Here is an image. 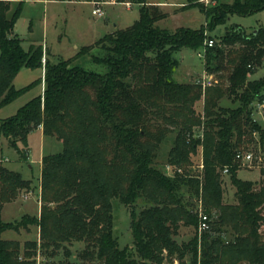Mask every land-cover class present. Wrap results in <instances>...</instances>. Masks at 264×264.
Instances as JSON below:
<instances>
[{"label":"trees","instance_id":"obj_1","mask_svg":"<svg viewBox=\"0 0 264 264\" xmlns=\"http://www.w3.org/2000/svg\"><path fill=\"white\" fill-rule=\"evenodd\" d=\"M116 1L138 4L140 17L106 35L101 53L91 54L107 68L99 74L72 58L54 61L41 44L26 49L15 32L25 0L15 7L0 0V108L29 89L15 86L21 70H43L46 58L43 94L0 119V138L22 160L21 146L27 148L30 134L40 127L45 137L63 146L43 156L39 185L0 164V264H39L38 256L40 264H72L53 259L60 251L70 258L68 245L74 243H85L81 264H264V181L258 187L239 178L245 165L236 159L251 150L256 135L264 141V126L254 116L255 104L264 103V75L250 79L264 66V28L248 34L233 24L221 40L210 34L233 15L264 10V0L199 7L207 28L175 31L157 26L166 18L158 5ZM211 39L214 45L208 46ZM184 48L203 51L216 84L204 89L199 83L175 81L176 53ZM84 55L78 52L77 58ZM226 96L238 106H221ZM172 134L161 164L160 148ZM199 148L196 168L192 158ZM225 168L235 188L233 202L224 199ZM38 188L39 217L3 221L6 204ZM115 201L130 208L133 243L123 248L115 234ZM139 203L144 204L141 210ZM201 209L209 228L199 234ZM29 225L39 227L40 241L22 244L2 237ZM191 228L194 236L179 242L177 237Z\"/></svg>","mask_w":264,"mask_h":264},{"label":"rangeland","instance_id":"obj_2","mask_svg":"<svg viewBox=\"0 0 264 264\" xmlns=\"http://www.w3.org/2000/svg\"><path fill=\"white\" fill-rule=\"evenodd\" d=\"M104 1L98 5L104 11V16L99 17L94 14L97 6L86 0H39L37 2L27 0L16 23L15 32L23 40V45L26 49L32 44L48 45L50 49L47 48V50L53 55L52 59L54 61L59 58H72L73 60L75 59L74 63L83 69L104 74L107 72V68L104 65L95 63L91 54L98 55L101 53L102 40L106 35L117 29L130 27L140 17V6L138 4H132L131 8H128L124 5L125 3L120 4L116 0ZM149 1L168 3L167 6H159L160 11L166 15V18L159 21L157 26L169 31H175L182 27L191 29L207 28L208 21L200 8H210L222 3L232 4L235 0H210L208 4L202 0L192 3H189L188 0ZM17 4L18 2H12V7ZM233 24L242 25L247 33L251 34L259 28H264V10L249 16L233 15L226 25L217 27L210 34L216 40H221L226 34L227 28ZM81 51L87 52L88 55L77 58L78 52ZM199 52L203 53L202 50L195 51L184 48L176 53L180 65L174 74L175 81L180 83H199L208 77L216 84L218 78L214 74L208 73L205 67V56L200 57ZM43 65V70L28 68L21 70L20 77L15 83L16 88L20 89L29 85L30 87L16 100L3 107L0 111V117L14 115L31 98L42 93L44 80L41 83V79L43 77L42 72H45V64L43 63ZM263 75L264 66H259L256 69V73L250 76V79L260 78ZM238 104V102H233L232 98L228 96L224 97L220 102V105L224 107H236ZM203 106L204 102L202 100L197 105L198 112L203 110ZM254 110L255 118L259 119L258 121L264 126V106L255 104ZM255 137V142L250 146V151L256 156L262 155V161L260 165L255 163L252 167H242L238 176L243 180L254 181L260 187L264 181V174L262 173V169H264V141H260L259 135ZM173 139L174 134L169 135L162 144L158 157L159 163L162 164L165 161ZM28 141L29 146L27 148L20 145L24 150L25 160L20 158L16 149L6 139L0 141V164L20 172L25 179H32L35 184L39 185L43 156L61 151L63 146L55 138L46 137V139H41L40 134L36 132L30 135ZM200 152L201 149L199 148L198 154L192 158L196 168L201 161ZM223 180L225 201H235V188L231 184L229 175L223 174ZM143 207L144 204L139 203L138 210ZM39 208L41 212L40 188L28 195L22 194L15 203L7 205L3 212V221L7 223L20 222L24 215L39 217ZM21 209L24 210L23 213H21ZM114 221L115 234L119 237L121 248L132 245L129 206L115 201ZM187 233L177 237V240L179 242L189 241L194 236V230L191 228V232ZM198 233L200 234L201 232ZM2 237L5 240H19L22 244L29 240L40 241V229L37 225H29L28 228H20L18 232L14 230L6 231ZM68 247L72 254L70 258H67L63 251H60V254L53 260L56 262L65 263L70 261L72 264H81L83 260H81L80 254L85 249V243H74L68 245ZM187 258H190V256ZM38 260L40 263L43 262L41 256H38Z\"/></svg>","mask_w":264,"mask_h":264},{"label":"built area","instance_id":"obj_3","mask_svg":"<svg viewBox=\"0 0 264 264\" xmlns=\"http://www.w3.org/2000/svg\"><path fill=\"white\" fill-rule=\"evenodd\" d=\"M204 1L206 4L209 3L210 0H202ZM128 7H131L132 3L130 2H127L125 3ZM100 5V4H98ZM96 5L97 7L95 8V11H94V14L98 15L99 17H103L104 16V11L102 10V8L100 6ZM207 45L208 46H213L214 45V40L211 39V40H208L207 41ZM199 56L200 57H203L204 54L199 52ZM46 61V58L44 56L43 58V63H45ZM199 84L202 85V87L205 89L206 87H211L214 85V82L211 78H206L205 80L203 81H200ZM262 158L263 156L262 155H255L252 151H249V152H246V153H238L236 155V159L241 161L245 166L247 167H252L254 166L255 163H258L260 165L261 161H262ZM229 172V169L228 168H225L223 173L224 174H228ZM200 226H199V230L200 232L202 231H205L209 228V224H208V215L201 209L200 210ZM40 264V262H39Z\"/></svg>","mask_w":264,"mask_h":264},{"label":"crops","instance_id":"obj_4","mask_svg":"<svg viewBox=\"0 0 264 264\" xmlns=\"http://www.w3.org/2000/svg\"><path fill=\"white\" fill-rule=\"evenodd\" d=\"M7 1H10L11 2V4H12V2H19L20 0H7ZM26 1L27 0H25V3H26ZM32 1H35V2H37V1H39V0H32ZM89 2V1H88ZM148 2H149V4L150 5H158V6H167V4L168 3H166V2H150L149 0H148ZM91 3H93V2H91ZM120 4H123V3H120ZM124 5H126V4H124ZM127 6V5H126ZM128 7V6H127ZM128 8H131V7H128ZM109 19V18H108ZM112 32H114V31H112ZM44 46V49H45V52H46V50H47V48H49V46L47 45V46H45V45H43ZM86 46V45H85ZM50 49V48H49ZM21 73V72H20ZM20 73L18 74V76L16 77V79H15V81H14V83H16V81H17V79L20 77ZM44 73L45 72H42V74H43V77H42V81L44 80ZM44 87H45V81H43V83H42V93L41 94H43V91H44ZM40 95V94H39ZM36 97V96H35ZM34 98V97H33ZM32 99V98H31ZM30 99V100H31ZM29 100V101H30ZM260 105H262V106H264V103L263 104H260ZM2 110V108H0V111ZM11 116H13V115H11ZM11 116H8V117H0V119H6V118H9V117H11ZM257 120H259V119H257ZM36 133H39L40 134V137H41V139L42 138H44V139H46V137L44 136V134H43V129H42V127H40L38 130H36L35 131ZM32 134V133H31ZM30 134V135H31ZM30 137V136H29ZM3 139H5V138H0V141H2ZM41 167H42V164H41ZM16 202V201H15ZM15 202H13V203H15ZM13 203H10V204H13ZM7 205H9V204H6L5 206H4V208H3V211H2V218H3V212H4V210H5V207L7 206ZM24 212V210L23 209H21V213H23ZM39 212H40V208H39ZM175 264H178V262L176 261L175 262Z\"/></svg>","mask_w":264,"mask_h":264},{"label":"water","instance_id":"obj_5","mask_svg":"<svg viewBox=\"0 0 264 264\" xmlns=\"http://www.w3.org/2000/svg\"><path fill=\"white\" fill-rule=\"evenodd\" d=\"M256 32V31H255Z\"/></svg>","mask_w":264,"mask_h":264}]
</instances>
